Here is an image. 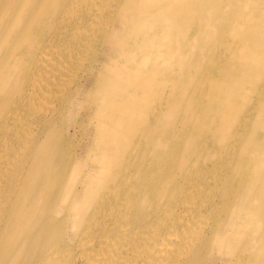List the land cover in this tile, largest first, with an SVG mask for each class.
I'll return each mask as SVG.
<instances>
[{"label": "bare ground", "instance_id": "obj_1", "mask_svg": "<svg viewBox=\"0 0 264 264\" xmlns=\"http://www.w3.org/2000/svg\"><path fill=\"white\" fill-rule=\"evenodd\" d=\"M252 1L0 0V264H264Z\"/></svg>", "mask_w": 264, "mask_h": 264}, {"label": "rangeland", "instance_id": "obj_2", "mask_svg": "<svg viewBox=\"0 0 264 264\" xmlns=\"http://www.w3.org/2000/svg\"><path fill=\"white\" fill-rule=\"evenodd\" d=\"M252 3H256V5L258 4V2H255V1H252V2H250V3H248V4H246V0H239V4H238V6L236 7V12H242V11H249V10H251V4ZM227 11H228V8L226 7L225 8ZM248 24H252V19H251V17H250V19L248 20V22H247ZM246 25V24H245ZM229 38L230 39H233V37H232V32H230V36H229ZM226 52H229L228 50H226ZM230 54V53H229ZM172 61H174V60H172ZM176 67H179V66H175V65H173V71H175L174 69L176 68ZM180 69H181V67H180ZM208 83L209 82H204V83H202V86L201 87H205V88H209V86H208ZM200 87V88H201ZM217 90L218 89H221V87H218V86H214ZM199 89V88H198Z\"/></svg>", "mask_w": 264, "mask_h": 264}]
</instances>
